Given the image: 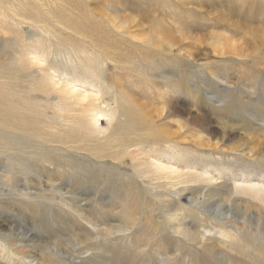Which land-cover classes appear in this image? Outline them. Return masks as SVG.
<instances>
[{
  "label": "rangeland",
  "instance_id": "374dc122",
  "mask_svg": "<svg viewBox=\"0 0 264 264\" xmlns=\"http://www.w3.org/2000/svg\"><path fill=\"white\" fill-rule=\"evenodd\" d=\"M0 264H264V0H0Z\"/></svg>",
  "mask_w": 264,
  "mask_h": 264
},
{
  "label": "bare ground",
  "instance_id": "6f19581e",
  "mask_svg": "<svg viewBox=\"0 0 264 264\" xmlns=\"http://www.w3.org/2000/svg\"><path fill=\"white\" fill-rule=\"evenodd\" d=\"M161 39L162 40H168V41H171L172 39H174V36L173 35H171V34H169V33H162L161 34ZM39 60V59H38ZM40 61V60H39ZM94 111H95V113H94ZM87 113V117H91L92 119H95V117L98 115V114H100L98 111H96L95 109L94 110H87L86 111ZM101 116H102V114H100ZM97 119V118H96ZM177 229V228H176ZM179 232H183L184 233V229H178V234H179ZM229 233H231V232H229Z\"/></svg>",
  "mask_w": 264,
  "mask_h": 264
}]
</instances>
